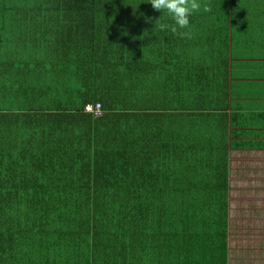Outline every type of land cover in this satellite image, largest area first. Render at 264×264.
Wrapping results in <instances>:
<instances>
[{
	"label": "trees",
	"instance_id": "1",
	"mask_svg": "<svg viewBox=\"0 0 264 264\" xmlns=\"http://www.w3.org/2000/svg\"><path fill=\"white\" fill-rule=\"evenodd\" d=\"M256 1L245 16L262 20L263 53ZM240 2L202 0L210 11L181 37L160 31L146 0H0V264H230L228 162L212 179L203 153L182 160L190 146L163 143L172 132L149 117L168 97L229 99L230 19L251 10ZM178 55L197 69L190 79ZM146 83L153 101L140 111ZM95 103L99 117L84 110Z\"/></svg>",
	"mask_w": 264,
	"mask_h": 264
},
{
	"label": "crops",
	"instance_id": "2",
	"mask_svg": "<svg viewBox=\"0 0 264 264\" xmlns=\"http://www.w3.org/2000/svg\"><path fill=\"white\" fill-rule=\"evenodd\" d=\"M255 4L257 7L244 12V17L260 10L258 2ZM245 19H230L235 25L231 34V43L235 45L230 47L229 77H224L223 81L224 85L228 86L229 99L228 96L213 95L214 97H206L203 100L196 99L201 104L195 103L192 106L189 100V106L184 107L181 101L172 100L169 103L171 97H168L162 104L170 105L171 108L163 111L157 109L155 113H150L149 120L153 122L155 117L158 122L157 132H172L170 136L160 138L163 143L175 142L180 146L182 142L184 146H190L193 157L203 153L204 162L212 166L216 162L227 161L228 185L231 182H238L240 185L247 183L251 185L250 190L254 191L259 182L264 183L260 181V177H264V64L255 65L253 58H262L264 63V52L253 43L256 34L261 31L259 24L262 20L255 15ZM242 25L248 28L245 30ZM235 36L236 40H233ZM177 64L179 71L185 73L186 68L188 69L185 76L189 79L197 70L189 61L179 60ZM206 74L204 80L209 85L210 76ZM160 77H164L165 85L169 84V81H166L169 76L161 74ZM222 85V82H218L217 87ZM213 90L215 88H212ZM147 115L142 114L144 119ZM65 124L72 125V121L65 119ZM80 125L77 124L73 130L80 127L82 129ZM145 131L146 129L142 132Z\"/></svg>",
	"mask_w": 264,
	"mask_h": 264
},
{
	"label": "rangeland",
	"instance_id": "3",
	"mask_svg": "<svg viewBox=\"0 0 264 264\" xmlns=\"http://www.w3.org/2000/svg\"><path fill=\"white\" fill-rule=\"evenodd\" d=\"M256 2V0H241L239 5H246L244 6V9H253L254 7H257V5L255 4ZM216 6H218V3ZM233 6L236 7L237 4ZM165 18L167 17L165 16ZM175 35L176 34H174V36ZM235 38L236 36L233 38V40H236ZM197 47L198 46H193V52L192 54H190L193 58L197 59L199 57L197 60L202 61L203 64H207L209 62V59L207 61H204L202 58L205 56H210V52L205 49L200 50ZM29 48L32 49L28 50L30 56L32 58L37 57L38 53L34 52L33 50L40 51V49L33 45ZM178 59L181 61L186 60L184 55H180ZM166 60L167 57L164 56V61ZM157 63H162V55L157 56ZM151 87V84L146 83L143 85V89L141 88V93L142 95L146 96V98H142L135 103L140 105V111H142V106L143 104H145V102L151 103L153 101V99L148 97L150 95L148 93V90H150ZM175 90V87L172 89H167V91L170 92H173ZM120 96L121 95L119 94L117 98H119ZM212 96L213 94H209V96L206 97ZM189 100L193 102V100ZM49 103L54 105V100H49ZM135 104L130 107V110H132V112L134 111V113L136 114L138 113V111L134 110ZM182 104L185 105L184 107L189 106L188 103L185 104L184 102H182ZM156 126H158V122H156ZM182 136L185 137V134L182 133ZM181 156L182 160L186 159L188 163H190V161L193 162V152L191 150H183ZM196 164L200 166L203 165L202 163L198 162ZM205 166L206 169L212 172L210 174L212 179L217 178L213 166L208 163ZM260 181L264 182L263 175L262 177H260ZM250 186L251 185L247 183L246 185H240L238 182H231L230 185H228L229 209L227 221L230 264H264V183L260 184L259 182L258 185L254 187V191L250 190Z\"/></svg>",
	"mask_w": 264,
	"mask_h": 264
},
{
	"label": "clouds",
	"instance_id": "4",
	"mask_svg": "<svg viewBox=\"0 0 264 264\" xmlns=\"http://www.w3.org/2000/svg\"><path fill=\"white\" fill-rule=\"evenodd\" d=\"M146 2L161 13L159 18L160 31H170L181 37L191 35V17L193 14L200 12L201 9L204 12L210 11L207 6L202 4V0H146Z\"/></svg>",
	"mask_w": 264,
	"mask_h": 264
},
{
	"label": "built area",
	"instance_id": "5",
	"mask_svg": "<svg viewBox=\"0 0 264 264\" xmlns=\"http://www.w3.org/2000/svg\"><path fill=\"white\" fill-rule=\"evenodd\" d=\"M85 112L92 114L94 117L101 116V106L99 103L88 104L84 108Z\"/></svg>",
	"mask_w": 264,
	"mask_h": 264
}]
</instances>
